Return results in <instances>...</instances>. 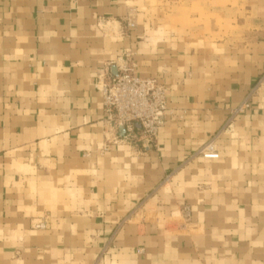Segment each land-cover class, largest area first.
<instances>
[{
    "label": "crops",
    "instance_id": "1",
    "mask_svg": "<svg viewBox=\"0 0 264 264\" xmlns=\"http://www.w3.org/2000/svg\"><path fill=\"white\" fill-rule=\"evenodd\" d=\"M126 53L149 147L96 88ZM0 264H264V0H0Z\"/></svg>",
    "mask_w": 264,
    "mask_h": 264
},
{
    "label": "built area",
    "instance_id": "2",
    "mask_svg": "<svg viewBox=\"0 0 264 264\" xmlns=\"http://www.w3.org/2000/svg\"><path fill=\"white\" fill-rule=\"evenodd\" d=\"M128 27L132 28L133 25L128 24ZM131 58L132 55L126 53L117 64V75L111 77L104 72L96 88L102 93L107 120L117 128L124 129V139L136 140L138 136L136 126H139L140 138L145 146L149 147L154 145L167 117L176 114L168 112L166 88L155 79L139 77ZM250 107L247 99L232 112V119L249 110ZM177 116L183 118L184 114ZM198 155L204 160H219L220 154L215 140L207 142L199 150ZM184 212L189 216L188 208ZM35 228L42 230L46 226L37 223Z\"/></svg>",
    "mask_w": 264,
    "mask_h": 264
},
{
    "label": "rangeland",
    "instance_id": "3",
    "mask_svg": "<svg viewBox=\"0 0 264 264\" xmlns=\"http://www.w3.org/2000/svg\"><path fill=\"white\" fill-rule=\"evenodd\" d=\"M132 25H133V24H132ZM132 28H134V25H133V27H132ZM205 144H206V143H205ZM205 144H204V145H205ZM204 145H203V146H204ZM203 146H202V147H203ZM202 147H201V148H202ZM201 148H200V149H201Z\"/></svg>",
    "mask_w": 264,
    "mask_h": 264
},
{
    "label": "water",
    "instance_id": "4",
    "mask_svg": "<svg viewBox=\"0 0 264 264\" xmlns=\"http://www.w3.org/2000/svg\"><path fill=\"white\" fill-rule=\"evenodd\" d=\"M121 130H123V132H124V129H121Z\"/></svg>",
    "mask_w": 264,
    "mask_h": 264
}]
</instances>
